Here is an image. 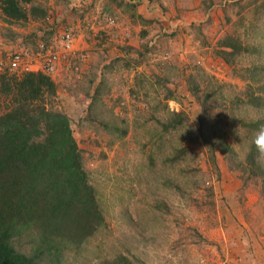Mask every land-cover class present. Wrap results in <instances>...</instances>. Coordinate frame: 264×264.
I'll list each match as a JSON object with an SVG mask.
<instances>
[{
  "label": "rangeland",
  "instance_id": "obj_1",
  "mask_svg": "<svg viewBox=\"0 0 264 264\" xmlns=\"http://www.w3.org/2000/svg\"><path fill=\"white\" fill-rule=\"evenodd\" d=\"M32 4L46 14L10 21L0 5V75L21 74L15 51H59L41 104L67 114L103 221L47 252L29 226L15 247L35 264H264V183L246 168L264 127V0Z\"/></svg>",
  "mask_w": 264,
  "mask_h": 264
},
{
  "label": "trees",
  "instance_id": "obj_2",
  "mask_svg": "<svg viewBox=\"0 0 264 264\" xmlns=\"http://www.w3.org/2000/svg\"><path fill=\"white\" fill-rule=\"evenodd\" d=\"M30 1L0 5L10 21L46 14L33 4L28 13L23 3ZM55 93V81L42 71L0 75V94L8 99L0 113V264H35L12 242L24 228L30 226L37 249L47 252L55 241L87 238L103 221L67 114L41 104ZM202 136L207 138L203 130ZM258 153L256 145L248 151L246 168H257L264 183V165L254 160Z\"/></svg>",
  "mask_w": 264,
  "mask_h": 264
},
{
  "label": "built area",
  "instance_id": "obj_3",
  "mask_svg": "<svg viewBox=\"0 0 264 264\" xmlns=\"http://www.w3.org/2000/svg\"><path fill=\"white\" fill-rule=\"evenodd\" d=\"M73 32V30L65 31L59 39V42L66 47L71 46V41L74 38ZM58 52L53 45L40 42L39 51L37 52L38 55L33 57V59L35 58L34 61L30 59V56L15 51L8 60V67L15 72L42 71L50 76L57 69L60 60Z\"/></svg>",
  "mask_w": 264,
  "mask_h": 264
},
{
  "label": "clouds",
  "instance_id": "obj_4",
  "mask_svg": "<svg viewBox=\"0 0 264 264\" xmlns=\"http://www.w3.org/2000/svg\"><path fill=\"white\" fill-rule=\"evenodd\" d=\"M253 143L256 145L259 152L264 153V127L256 134Z\"/></svg>",
  "mask_w": 264,
  "mask_h": 264
}]
</instances>
